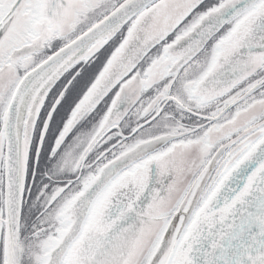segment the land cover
I'll return each instance as SVG.
<instances>
[{"label": "snow or ice", "instance_id": "1", "mask_svg": "<svg viewBox=\"0 0 264 264\" xmlns=\"http://www.w3.org/2000/svg\"><path fill=\"white\" fill-rule=\"evenodd\" d=\"M0 264H264V0H0Z\"/></svg>", "mask_w": 264, "mask_h": 264}]
</instances>
